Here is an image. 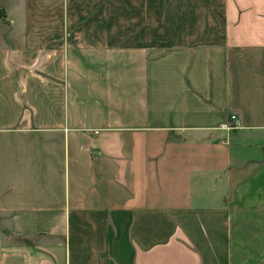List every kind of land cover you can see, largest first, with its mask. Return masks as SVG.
I'll return each instance as SVG.
<instances>
[{"label": "crops", "instance_id": "crops-1", "mask_svg": "<svg viewBox=\"0 0 264 264\" xmlns=\"http://www.w3.org/2000/svg\"><path fill=\"white\" fill-rule=\"evenodd\" d=\"M0 264H264V0H0Z\"/></svg>", "mask_w": 264, "mask_h": 264}, {"label": "built area", "instance_id": "built-area-1", "mask_svg": "<svg viewBox=\"0 0 264 264\" xmlns=\"http://www.w3.org/2000/svg\"><path fill=\"white\" fill-rule=\"evenodd\" d=\"M229 118V123L223 125V128H225L226 130H231L238 122L237 116L235 114H231Z\"/></svg>", "mask_w": 264, "mask_h": 264}, {"label": "rangeland", "instance_id": "rangeland-1", "mask_svg": "<svg viewBox=\"0 0 264 264\" xmlns=\"http://www.w3.org/2000/svg\"><path fill=\"white\" fill-rule=\"evenodd\" d=\"M110 9H111V8L109 7V12H110Z\"/></svg>", "mask_w": 264, "mask_h": 264}]
</instances>
